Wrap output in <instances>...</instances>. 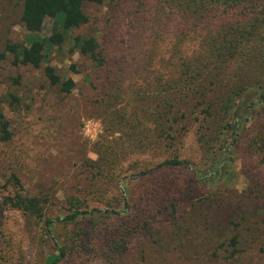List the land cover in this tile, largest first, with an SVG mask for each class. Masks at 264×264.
<instances>
[{
	"label": "rangeland",
	"instance_id": "1",
	"mask_svg": "<svg viewBox=\"0 0 264 264\" xmlns=\"http://www.w3.org/2000/svg\"><path fill=\"white\" fill-rule=\"evenodd\" d=\"M22 1L0 0V121L11 132L0 137V264H43L53 239L66 250L59 264H264V155L248 145L264 101L213 167L196 122L179 126L167 146L148 116L151 82L172 74L174 52L195 53L206 29L245 18L247 9H219L199 26L162 0L85 3L88 21L35 68L13 64L5 49L35 36L21 21ZM53 23L45 17L37 35L50 36ZM77 37L94 38L101 66ZM46 66L74 81L70 92L50 83ZM172 157L188 165L157 166ZM215 167L227 176L201 177ZM16 192L45 198L43 219L3 203ZM76 209L87 212L61 220ZM47 218L55 219L50 230Z\"/></svg>",
	"mask_w": 264,
	"mask_h": 264
},
{
	"label": "trees",
	"instance_id": "2",
	"mask_svg": "<svg viewBox=\"0 0 264 264\" xmlns=\"http://www.w3.org/2000/svg\"><path fill=\"white\" fill-rule=\"evenodd\" d=\"M103 1L23 0L21 21L25 29L35 36L25 45L6 44L5 49L14 56L13 64L39 67L48 47L61 43L68 31L88 21L83 10L84 4H100ZM162 1L169 10L194 18L199 26L208 23L212 19V13L219 9L226 11L246 8L250 13L245 18L227 21L215 30L206 29L200 35L195 53L187 56L179 48L174 52L176 63L173 65L172 74L151 82L152 93L149 95L153 97L150 100L148 116L158 131L157 138L169 146L174 138L173 133H178L179 126L184 128L186 123L196 122L197 141L206 149L207 155H213L210 161L213 167L221 151L231 154L230 146L237 143L245 131L250 130L247 127L251 117L249 115H252L257 104L264 101V0ZM47 16L54 19L53 32L48 37H40L37 33ZM182 30L180 29L184 32ZM191 30L195 32L197 28ZM75 41L82 54H87L88 58L96 61L99 66L102 65V59L95 51L98 45L94 38L77 37ZM44 72L50 83L58 86L60 91L68 93L74 87V81L70 78L61 81L53 67L46 66ZM0 125V137L6 140L11 136L7 122L2 120ZM251 129L253 132L248 137V145L264 155V121L253 125ZM227 135L231 141L224 144ZM148 144H152L151 141ZM185 164L188 165V161L172 157L161 161L157 166L174 168ZM105 165L106 160L103 167ZM214 169L213 174L205 172L201 177H210L206 179L215 182L222 176L226 177L229 172L224 168V172L218 175L219 168ZM165 186V182L158 183V189ZM158 201L164 202L163 197ZM45 202L43 197L22 195L19 192L3 197L5 205L20 209L38 219L44 217ZM104 211L120 213L115 209ZM86 212L76 209L58 219L73 222L77 216ZM54 220H44L47 230H50ZM52 244L53 251L46 256L43 264H59L65 257L64 246L56 239H53Z\"/></svg>",
	"mask_w": 264,
	"mask_h": 264
}]
</instances>
